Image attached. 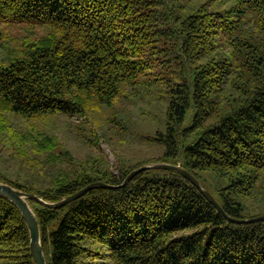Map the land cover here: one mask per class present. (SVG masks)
I'll list each match as a JSON object with an SVG mask.
<instances>
[{
  "label": "trees",
  "instance_id": "trees-1",
  "mask_svg": "<svg viewBox=\"0 0 264 264\" xmlns=\"http://www.w3.org/2000/svg\"><path fill=\"white\" fill-rule=\"evenodd\" d=\"M137 100L164 105L152 135L130 127ZM73 116L94 141L162 153L117 156L115 172L100 154L74 159L47 130ZM149 163L210 179L230 218L264 214H244L264 204V0H0V182L47 203L114 186L56 209L28 200L46 264H264V222L230 223L181 175L121 186ZM0 264H34L1 196Z\"/></svg>",
  "mask_w": 264,
  "mask_h": 264
},
{
  "label": "rangeland",
  "instance_id": "rangeland-1",
  "mask_svg": "<svg viewBox=\"0 0 264 264\" xmlns=\"http://www.w3.org/2000/svg\"><path fill=\"white\" fill-rule=\"evenodd\" d=\"M217 3L218 1L213 2L210 5V8L228 7L227 3H225L222 7ZM19 32H21L20 34L23 33L22 30ZM125 105L130 112V127L136 134L152 135L159 126L162 127V122L164 121V114L162 113L164 105L162 103H153L148 100H137L125 103ZM191 117L192 113L188 110L186 112L183 124L184 126L190 122ZM47 130L55 135V137L64 145L74 159L84 161L88 158L94 157L96 154H100L108 163L110 170L113 172L118 169L117 156H124L130 160L138 161L157 158L162 153L161 147L147 144L146 142L137 143L127 141L121 143L115 138L109 140V142L106 140L94 141L95 138H93L91 132L89 131V124L85 123L83 118L77 116L66 119L58 118L54 122L53 127L48 128ZM64 166L67 168L70 167L68 163H64ZM200 177L199 181L201 185L213 192V182L210 179L205 180L202 175H200ZM263 213L264 204L258 206L257 203L254 204L253 208H250L244 214L249 217L250 215Z\"/></svg>",
  "mask_w": 264,
  "mask_h": 264
},
{
  "label": "water",
  "instance_id": "water-1",
  "mask_svg": "<svg viewBox=\"0 0 264 264\" xmlns=\"http://www.w3.org/2000/svg\"><path fill=\"white\" fill-rule=\"evenodd\" d=\"M149 169L167 170L181 175L183 178L188 180L200 192V194H202V196L230 223L241 225V224L264 222V214L250 219H235L226 216V214L223 212L218 202L209 193V191L206 188H204V186L201 185V183L198 180H196L189 172H187L179 165H172L168 163H149L143 165L130 172L121 186L126 185L134 176H136L140 172ZM97 188L110 189V188H114V186L104 184L102 182H95L85 186L76 193L63 198L58 202L47 203L42 199H40L39 197H37L36 195L21 192L7 184L0 182V196L17 208V210L20 212L26 224L29 234V251L34 264H46V261L42 252L38 222L28 204V200L37 202L38 204L46 208L56 209L78 199L79 197L84 195L87 191Z\"/></svg>",
  "mask_w": 264,
  "mask_h": 264
}]
</instances>
